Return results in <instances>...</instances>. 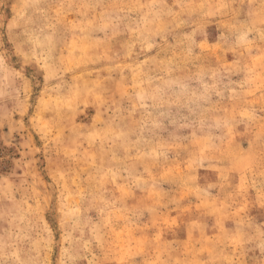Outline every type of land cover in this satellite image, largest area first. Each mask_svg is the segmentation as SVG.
I'll return each mask as SVG.
<instances>
[{
    "label": "rangeland",
    "instance_id": "374dc122",
    "mask_svg": "<svg viewBox=\"0 0 264 264\" xmlns=\"http://www.w3.org/2000/svg\"><path fill=\"white\" fill-rule=\"evenodd\" d=\"M0 264H264V0H0Z\"/></svg>",
    "mask_w": 264,
    "mask_h": 264
}]
</instances>
